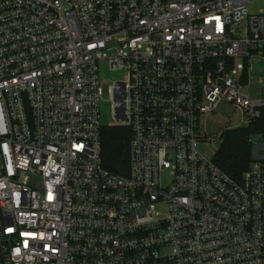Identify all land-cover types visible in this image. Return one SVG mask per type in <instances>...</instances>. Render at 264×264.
Here are the masks:
<instances>
[{
  "label": "built area",
  "instance_id": "obj_1",
  "mask_svg": "<svg viewBox=\"0 0 264 264\" xmlns=\"http://www.w3.org/2000/svg\"><path fill=\"white\" fill-rule=\"evenodd\" d=\"M260 1L0 0V264H264V135L235 179L202 127L261 116ZM104 60L128 174L103 165Z\"/></svg>",
  "mask_w": 264,
  "mask_h": 264
},
{
  "label": "trees",
  "instance_id": "obj_2",
  "mask_svg": "<svg viewBox=\"0 0 264 264\" xmlns=\"http://www.w3.org/2000/svg\"><path fill=\"white\" fill-rule=\"evenodd\" d=\"M264 135V108L261 116L248 126L227 128L221 136V144L215 155V163L227 174L240 179L251 163L250 137ZM131 130L124 126L102 127V158L105 168L121 174L129 171V143Z\"/></svg>",
  "mask_w": 264,
  "mask_h": 264
},
{
  "label": "rangeland",
  "instance_id": "obj_3",
  "mask_svg": "<svg viewBox=\"0 0 264 264\" xmlns=\"http://www.w3.org/2000/svg\"><path fill=\"white\" fill-rule=\"evenodd\" d=\"M264 3V0L259 3L253 5V8L256 10L258 6H261ZM100 76L101 83L103 88V100L100 103V120L101 123L105 125H109L113 121L112 113H111V103L109 101V85L116 79L123 77V71L111 70L109 68L108 62L106 60L100 62ZM239 121L237 118V114L235 108L232 104L224 102L222 103L216 110V112L212 113L206 120H203L202 127L204 131H207L209 136L217 139L216 142H212L209 145L204 146V150L208 153L211 150H216L221 144V139H219V133L225 128H238L235 125H238ZM246 126V125H243ZM257 141L261 138L260 134H254ZM251 159H255L259 156V152L261 150V146L258 143H251Z\"/></svg>",
  "mask_w": 264,
  "mask_h": 264
}]
</instances>
